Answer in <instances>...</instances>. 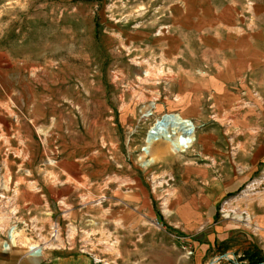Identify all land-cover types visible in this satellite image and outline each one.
<instances>
[{
    "label": "rangeland",
    "instance_id": "374dc122",
    "mask_svg": "<svg viewBox=\"0 0 264 264\" xmlns=\"http://www.w3.org/2000/svg\"><path fill=\"white\" fill-rule=\"evenodd\" d=\"M170 114L194 127L184 152L147 144ZM263 200L264 0H0L1 249L88 232L96 258L125 264L120 232L140 226L192 264ZM246 241L207 257L240 264Z\"/></svg>",
    "mask_w": 264,
    "mask_h": 264
},
{
    "label": "crops",
    "instance_id": "0c3cea01",
    "mask_svg": "<svg viewBox=\"0 0 264 264\" xmlns=\"http://www.w3.org/2000/svg\"><path fill=\"white\" fill-rule=\"evenodd\" d=\"M185 177L187 178V176ZM200 179L205 180V176H200ZM242 179L243 178L239 179L238 181ZM47 180L49 181V179ZM56 180L57 179L54 178L52 182H48V185H52L51 183ZM234 186L235 184L232 183L226 188H223L224 193L222 195H225V193H232L231 189ZM198 195L205 197V189H201ZM200 201L201 202L199 204L202 205L203 199ZM198 213L199 208L190 209L186 206H180L176 210L175 217L180 222L187 224L189 221H191V214ZM240 213H245V220L240 222L235 221V219H231L225 222L223 226L217 227L216 237L212 242H207L205 244L203 243L204 248L198 250L195 253L191 260L192 264H211V262L214 260L216 261L214 264H233L232 262L227 261L230 255L228 256L227 254V257L223 260H219L218 257L215 259L212 258L211 260L209 257H207L209 256L207 255V251L213 246L215 241L218 243V245L221 243L220 246H223L222 243H226L228 238L232 236L235 230H242L247 236V241L244 244L243 251L248 248L245 247L249 242H251L256 244L262 250L264 255V200L257 206L254 205L248 207L245 212L239 211L237 213V218H239L238 215ZM197 218L199 219V214ZM131 228L125 229V232H120L121 234L119 235L118 241H122L120 245L125 246H123L124 249L119 248L118 262L124 261L125 264L126 262H130V264H175L173 242L169 243L165 237L159 236L158 232L154 230V228H150V230L147 232H143V230L138 232L137 230L141 229L140 226H135L132 229ZM54 233H57L56 230ZM85 233L88 234V232H82V235H80L78 238L73 235L67 237L55 235L52 238L43 236L39 243L46 244L51 247L47 250H41V247L31 243V241H28L29 243L26 244L27 249L19 246H11L9 249L0 248V264H108V262H104L101 261L100 258H96L93 252L96 242H93V240L89 238V236H86ZM138 234H142L143 236L137 238L138 236L136 235ZM81 237L83 238L81 239ZM76 243L85 245L84 251L88 252L79 253V250L75 248H68L69 246L75 245ZM107 245H110V243ZM127 245L133 246L134 250L128 249L126 247ZM31 248H38L39 251L36 253ZM140 248L143 249L140 250ZM228 252L229 254H231V252L234 254L235 250H228Z\"/></svg>",
    "mask_w": 264,
    "mask_h": 264
},
{
    "label": "bare ground",
    "instance_id": "6f19581e",
    "mask_svg": "<svg viewBox=\"0 0 264 264\" xmlns=\"http://www.w3.org/2000/svg\"><path fill=\"white\" fill-rule=\"evenodd\" d=\"M173 119L164 118V130L155 129L154 135H148L147 144L163 141L167 143L170 148L175 152H184L187 148L191 146L194 141L193 135V125L186 120L179 118L178 116H172ZM160 119L156 121H160ZM189 128L191 133L188 134L186 130ZM8 240L15 239L13 230H9L7 235ZM8 244L6 243L4 248L6 249Z\"/></svg>",
    "mask_w": 264,
    "mask_h": 264
},
{
    "label": "trees",
    "instance_id": "16d2710c",
    "mask_svg": "<svg viewBox=\"0 0 264 264\" xmlns=\"http://www.w3.org/2000/svg\"><path fill=\"white\" fill-rule=\"evenodd\" d=\"M240 264H264V256L255 245H249L237 259Z\"/></svg>",
    "mask_w": 264,
    "mask_h": 264
},
{
    "label": "water",
    "instance_id": "95a60500",
    "mask_svg": "<svg viewBox=\"0 0 264 264\" xmlns=\"http://www.w3.org/2000/svg\"><path fill=\"white\" fill-rule=\"evenodd\" d=\"M172 116L173 115H165V116H163L162 118H161V120L160 121H156L155 122V124L152 126V128L149 130V132H148V135H154L155 134V129H161V130H164V124H165V122H164V118H170V119H173L172 118ZM188 130H186V132L188 133V134H190L191 133V130L189 129V128H187ZM216 261L214 260V261H212L211 262V264H214ZM235 264H238V263H235Z\"/></svg>",
    "mask_w": 264,
    "mask_h": 264
},
{
    "label": "built area",
    "instance_id": "2783aa9c",
    "mask_svg": "<svg viewBox=\"0 0 264 264\" xmlns=\"http://www.w3.org/2000/svg\"><path fill=\"white\" fill-rule=\"evenodd\" d=\"M183 248V250L185 251V256L186 257H190L192 254H193V252L190 250V248H188V247H186V246H184V247H182Z\"/></svg>",
    "mask_w": 264,
    "mask_h": 264
}]
</instances>
